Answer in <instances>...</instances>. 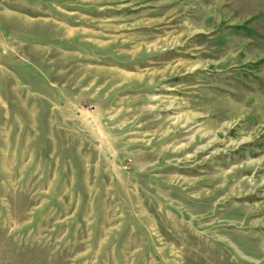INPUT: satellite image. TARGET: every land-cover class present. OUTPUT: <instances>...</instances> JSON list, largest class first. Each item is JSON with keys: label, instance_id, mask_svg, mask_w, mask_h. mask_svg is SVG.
<instances>
[{"label": "rangeland", "instance_id": "1", "mask_svg": "<svg viewBox=\"0 0 264 264\" xmlns=\"http://www.w3.org/2000/svg\"><path fill=\"white\" fill-rule=\"evenodd\" d=\"M0 264H264V0H0Z\"/></svg>", "mask_w": 264, "mask_h": 264}, {"label": "crops", "instance_id": "2", "mask_svg": "<svg viewBox=\"0 0 264 264\" xmlns=\"http://www.w3.org/2000/svg\"><path fill=\"white\" fill-rule=\"evenodd\" d=\"M1 51L4 52L5 50L2 48Z\"/></svg>", "mask_w": 264, "mask_h": 264}]
</instances>
